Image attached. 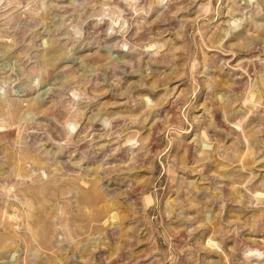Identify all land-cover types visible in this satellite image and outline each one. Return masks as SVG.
Returning a JSON list of instances; mask_svg holds the SVG:
<instances>
[{
    "label": "rangeland",
    "instance_id": "rangeland-1",
    "mask_svg": "<svg viewBox=\"0 0 264 264\" xmlns=\"http://www.w3.org/2000/svg\"><path fill=\"white\" fill-rule=\"evenodd\" d=\"M0 264H264V0H0Z\"/></svg>",
    "mask_w": 264,
    "mask_h": 264
}]
</instances>
